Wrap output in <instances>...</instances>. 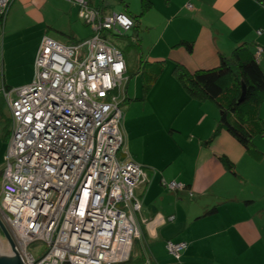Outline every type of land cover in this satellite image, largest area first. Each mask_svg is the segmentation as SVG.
<instances>
[{"label": "crops", "instance_id": "1", "mask_svg": "<svg viewBox=\"0 0 264 264\" xmlns=\"http://www.w3.org/2000/svg\"><path fill=\"white\" fill-rule=\"evenodd\" d=\"M88 1L106 13L112 6L109 1L117 0ZM150 1L154 6L155 0ZM165 2L163 29L155 44L157 48L164 42L165 54L148 58L141 68L139 61L132 65L124 55L129 77L122 106L125 149L148 174V182L137 189L142 203L140 236L127 264H264V158L254 159L225 129L208 142L219 127L218 107L212 101L192 99L171 73L176 63L190 71L215 68L221 55L230 57L243 44L255 54L263 50L259 62L264 69V0ZM78 11L66 0H13L4 23L0 16V117L6 108L7 146L10 111L3 89L33 81L37 52L49 30L58 28L52 35H66L67 45L94 36L92 30L86 40L79 36ZM135 20L137 32L140 22ZM183 41L193 44L192 53L180 45ZM138 42L141 46L144 37ZM158 61L166 63L162 77L167 78H159L140 100L143 78L133 73L146 71ZM130 101L133 105L127 110L132 112L125 114ZM261 117L264 120V104ZM254 142L264 152V138ZM162 180L177 181L186 188L169 191ZM171 216L174 219L167 220ZM169 240L186 242L188 248L176 258L167 250Z\"/></svg>", "mask_w": 264, "mask_h": 264}, {"label": "built area", "instance_id": "2", "mask_svg": "<svg viewBox=\"0 0 264 264\" xmlns=\"http://www.w3.org/2000/svg\"><path fill=\"white\" fill-rule=\"evenodd\" d=\"M12 1L0 0L3 20ZM66 1L78 7L94 36L73 45L44 36L33 81L3 89L10 135L1 170L0 218L24 264L126 263L140 236L137 189L148 182V174L125 149L128 68L104 33L124 36L136 22L125 12L106 14L88 0ZM262 52L258 49L257 60ZM162 181L169 191L186 188ZM35 242L46 247L39 258L30 251ZM166 246L176 258L188 248L171 240Z\"/></svg>", "mask_w": 264, "mask_h": 264}, {"label": "trees", "instance_id": "3", "mask_svg": "<svg viewBox=\"0 0 264 264\" xmlns=\"http://www.w3.org/2000/svg\"><path fill=\"white\" fill-rule=\"evenodd\" d=\"M141 6L142 11L136 17L137 20L148 11L152 3L150 0H141ZM1 20L4 23L2 17ZM180 45L186 46L190 53L193 52L192 43L183 41ZM164 63L153 62L148 65L146 71L138 69V72L133 73L141 74L143 78V95L140 100L145 98L163 74ZM142 64L143 61L140 62V68ZM173 71L192 99L212 101L220 111L219 127L208 142L225 129L254 159L264 158V152L254 142L257 137L264 138V120L261 117V108L264 104V69L247 44L235 48L230 57L221 55L220 64L215 68L190 71L185 65L176 63ZM243 85L246 86V96L245 100L239 103ZM223 160L230 168L227 160Z\"/></svg>", "mask_w": 264, "mask_h": 264}, {"label": "rangeland", "instance_id": "4", "mask_svg": "<svg viewBox=\"0 0 264 264\" xmlns=\"http://www.w3.org/2000/svg\"><path fill=\"white\" fill-rule=\"evenodd\" d=\"M109 2L112 4V6L108 8L109 10L108 12H106V14H110L113 12H116V13L125 12L133 19L134 18L137 19L136 17L139 16V14L142 11L141 0H125V3H122L121 0H117L115 2H112V1H109ZM125 5L129 6L127 10L125 8ZM166 7L167 6H166L165 0H155V5L154 6L152 5L143 16L138 18V21L140 22L141 27L139 26V28L136 29L137 32H135V29H133V31L126 33V35L124 36H115L114 34L110 32H105L104 33L105 37L112 45H114L117 49H119L126 56V59L132 65L136 64L137 61H139V65H140V60H142L143 62H146L148 58H154V55L161 56L162 54H165V52L163 51L164 42H162L161 45L157 48H155V44H156V41L161 36L160 30L162 31L163 29V27H161V24H162L161 22L165 18L164 15H166V9H167ZM65 24L69 26L70 21H66ZM145 26H147L150 29L147 30ZM76 28L79 31L78 33L79 36L85 40L89 38V36L91 35V32L93 31V28L91 26H89V28L85 27L82 21H79V25H77ZM54 30L56 32L59 31L58 28L56 29L54 28L53 30H49V34L50 35L55 34ZM137 34H139V37H137ZM52 36H54V38ZM52 36L50 37L57 40L61 44L66 45L69 43L68 42L69 38L66 35L57 34V37L55 35H52ZM141 37H144L145 42L142 43L141 46H138L139 44L138 41L139 39H141ZM137 42L138 44H136ZM85 52H86V48L83 47L80 50L81 56H83ZM140 56H142L143 58H141ZM165 65L166 63H164V67ZM168 69L169 68L167 67V72H168ZM171 73H173L174 75V71H171ZM34 74H35V70L33 71L31 75L32 79H33ZM163 77L161 75L160 78H163ZM134 78L135 77L132 78V82H131L132 91L134 90V85H135ZM166 78L167 77H164L163 79H166ZM139 79H140L139 81H142L141 76ZM142 92H143V84L140 86V93ZM131 102L132 101H130V103L127 104L124 108L125 114H127V112L129 113L132 112L130 110H127V109H130L129 106L133 105V103L131 104ZM3 113H4V117H0V171L3 168L4 161H5L4 157L7 152V142L5 140L6 138L5 134L7 135V132H3V131L6 127V118L9 116V112L6 108H4ZM0 191H1V176H0ZM2 248L6 252L10 250V252L13 253L7 240L5 239L4 235L0 231V250ZM30 251L36 252L35 257L39 258L41 255H43L46 252V247L40 242H35L31 245Z\"/></svg>", "mask_w": 264, "mask_h": 264}, {"label": "water", "instance_id": "5", "mask_svg": "<svg viewBox=\"0 0 264 264\" xmlns=\"http://www.w3.org/2000/svg\"><path fill=\"white\" fill-rule=\"evenodd\" d=\"M245 96H246V86L243 85L242 95L239 99V103H241L245 100ZM0 231L4 235L5 239L7 240L8 244H9V246H10V248L14 254V257H12V258H6V257H2L0 255V264H24L20 255L16 251V245H15V242L13 240L12 235H11L10 231L8 230V228L6 227V225L2 222L1 218H0Z\"/></svg>", "mask_w": 264, "mask_h": 264}, {"label": "bare ground", "instance_id": "6", "mask_svg": "<svg viewBox=\"0 0 264 264\" xmlns=\"http://www.w3.org/2000/svg\"><path fill=\"white\" fill-rule=\"evenodd\" d=\"M0 255H1L2 257H6V258H12V257H14V254L11 253L10 250H8V251L6 252V251H4L3 248L0 250Z\"/></svg>", "mask_w": 264, "mask_h": 264}, {"label": "clouds", "instance_id": "7", "mask_svg": "<svg viewBox=\"0 0 264 264\" xmlns=\"http://www.w3.org/2000/svg\"><path fill=\"white\" fill-rule=\"evenodd\" d=\"M122 22H123L125 25L130 24V21H128L127 19H124ZM120 70H121V66H118L117 69H116V71L119 72Z\"/></svg>", "mask_w": 264, "mask_h": 264}, {"label": "snow or ice", "instance_id": "8", "mask_svg": "<svg viewBox=\"0 0 264 264\" xmlns=\"http://www.w3.org/2000/svg\"><path fill=\"white\" fill-rule=\"evenodd\" d=\"M102 95H103V93H102Z\"/></svg>", "mask_w": 264, "mask_h": 264}]
</instances>
